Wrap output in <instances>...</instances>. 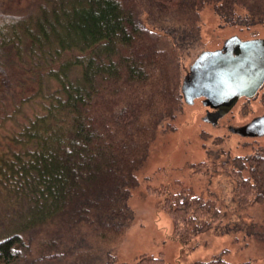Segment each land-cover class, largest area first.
I'll return each instance as SVG.
<instances>
[{"label":"trees","instance_id":"1","mask_svg":"<svg viewBox=\"0 0 264 264\" xmlns=\"http://www.w3.org/2000/svg\"><path fill=\"white\" fill-rule=\"evenodd\" d=\"M29 1L0 10V109L15 104L0 137V264H123L114 250L138 171L186 101L187 27L206 5L259 24L264 0ZM224 166L237 209L264 201V152ZM147 192L181 241L225 216L181 180ZM226 251L198 264H231ZM132 264L167 261L143 252Z\"/></svg>","mask_w":264,"mask_h":264},{"label":"rangeland","instance_id":"2","mask_svg":"<svg viewBox=\"0 0 264 264\" xmlns=\"http://www.w3.org/2000/svg\"><path fill=\"white\" fill-rule=\"evenodd\" d=\"M2 1L0 10L13 12L26 10L30 2ZM239 14L226 17L211 5L199 10V18L192 29L187 27L190 42L182 44L192 46L184 53L186 74L190 73L193 62L202 51L221 48L232 36L243 40L264 38V22L249 24L243 20L244 12ZM179 40L184 41L185 37ZM194 50L197 51L195 55ZM11 99L0 109V137L5 127L11 124L9 116L15 108ZM206 107L201 97L192 103L184 101L171 127L160 132L149 160L139 169V185L134 189L127 214L122 219L129 221V226L114 250L119 263L132 264L143 252H163L167 264H198V261L215 257L225 249L224 258L231 264H264V201L237 209L235 182L224 166V162L235 156L264 152V135L245 136L232 130V126L244 125L264 114V85L254 97L241 98L223 116L219 125L204 120ZM178 180L193 187L198 194L216 199L225 211V216L215 227L190 241L173 237L172 218L160 208L159 198L147 192L149 185L173 186ZM4 217L0 215V237L5 233L2 230ZM75 242L84 244L85 238H78Z\"/></svg>","mask_w":264,"mask_h":264},{"label":"water","instance_id":"3","mask_svg":"<svg viewBox=\"0 0 264 264\" xmlns=\"http://www.w3.org/2000/svg\"><path fill=\"white\" fill-rule=\"evenodd\" d=\"M207 55L210 57L201 66L200 76L187 88L190 75ZM185 77V100L192 103L195 98L204 97V105L217 108L216 112L207 111L204 120L216 125L241 97L255 96L264 84V38L239 40L235 54H226L222 49L205 50ZM232 130L245 136L264 135V115L244 126L232 127Z\"/></svg>","mask_w":264,"mask_h":264},{"label":"flooded vegetation","instance_id":"4","mask_svg":"<svg viewBox=\"0 0 264 264\" xmlns=\"http://www.w3.org/2000/svg\"><path fill=\"white\" fill-rule=\"evenodd\" d=\"M234 37V38H233ZM254 38H262V37H254ZM251 39V38H250ZM239 40H243V39H241V38H239L238 36H232V37H230V38H228L225 42H224V44L222 45V47L221 48H218V49H222L223 50V52H225L226 54H235L236 53V51H237V43H238V41ZM244 40H246V39H244ZM217 50V49H216ZM199 56V55H198ZM197 56V57H198ZM209 57L210 56H205V57H203V59L201 60V62H200V66L198 67V69L196 70V72H194V73H192L193 75H190V77H189V79H188V83H187V88H189L190 86H191V84L192 83H194V81L197 79V77H199L200 76V72H201V66H203L204 64H206L207 62H208V60H209ZM264 85V84H263ZM263 85L261 86V88L263 87ZM260 88V89H261ZM259 89V90H260ZM189 90V89H188ZM258 90V91H259ZM190 91H187V93H189ZM258 93V92H257ZM244 97H246V96H243V97H241V98H244ZM254 97V96H253ZM202 99H204V97H201ZM240 98V99H241ZM246 98H249V97H246ZM252 98V97H251ZM239 99V100H240ZM238 100V101H239ZM237 101V102H238ZM236 102V103H237ZM235 106V105H234ZM233 106V107H234ZM232 107V108H233ZM231 108V109H232ZM231 109H230V111H231ZM206 110L207 111H211V112H216L217 111V108H212V107H210V106H207L206 107ZM230 111H228V112H230ZM227 112V113H228ZM226 113V114H227ZM225 114V115H226ZM225 115H223V116H225ZM264 114H262V115H259V116H256V117H254V118H252V120L253 119H256V118H259V117H262ZM223 116L222 117H220V119L218 120V123L216 124V125H219L220 124V120L223 118ZM251 120V121H252ZM251 121H249V122H251ZM248 122V123H249ZM247 124V123H246ZM246 124H244V125H246ZM244 125H241V126H244ZM232 127H235V126H232ZM238 127H240V126H238Z\"/></svg>","mask_w":264,"mask_h":264}]
</instances>
